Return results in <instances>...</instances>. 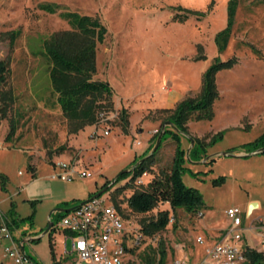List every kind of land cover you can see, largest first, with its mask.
Wrapping results in <instances>:
<instances>
[{
  "label": "rangeland",
  "instance_id": "374dc122",
  "mask_svg": "<svg viewBox=\"0 0 264 264\" xmlns=\"http://www.w3.org/2000/svg\"><path fill=\"white\" fill-rule=\"evenodd\" d=\"M69 11L94 15L105 26L96 45L93 79L110 85L113 102L96 123L77 132L69 131L62 114L44 51V41L53 32L70 28L62 15ZM0 60L8 64L0 84V107L5 106L0 115V211L15 221L13 236L24 240L25 253L37 264L65 259V232L51 227L41 235L49 219L53 225L58 222L60 214L54 209L78 205L106 181L98 196L116 204L126 226L133 222L138 229L158 210L170 211L166 227L142 235L124 264H158L161 251L162 264L185 255L191 259L194 252L201 258L207 234L220 236L230 226L226 209L238 207L244 215L250 199L258 201L250 220L257 218L264 235V152L241 149H250L247 143L264 132V0H0ZM215 63L224 66L215 73L218 95L210 109L192 110L187 131L176 138L166 132L154 150L151 170L140 175L142 182H137L139 176L131 179L128 171L108 186L151 154L153 135L168 114L163 109L197 96L203 73ZM122 109L126 128L121 126ZM166 126L176 130L172 122ZM177 142L184 151L181 179L197 190L202 203L194 212L177 207L173 216L167 202L146 213L131 210L128 196L168 170ZM231 150L247 154H220ZM61 162H74L76 170L91 175L52 177ZM254 232L243 234L247 245L257 249ZM198 235L204 244L196 241ZM2 262L13 264L0 248Z\"/></svg>",
  "mask_w": 264,
  "mask_h": 264
},
{
  "label": "trees",
  "instance_id": "16d2710c",
  "mask_svg": "<svg viewBox=\"0 0 264 264\" xmlns=\"http://www.w3.org/2000/svg\"><path fill=\"white\" fill-rule=\"evenodd\" d=\"M45 7L50 11L55 10L50 5H46ZM62 15L68 20L70 28L53 32L44 41V51L50 61L48 75L52 88L57 93V101L62 114L69 122V131L77 132L87 124L96 123L98 121V114L100 112L105 113L106 110L113 106L110 85L103 80L93 79V74L96 71V45L97 42L103 40L105 26L94 15L79 14L71 11L64 12ZM15 38L16 32L13 31L10 35L11 42ZM223 66L222 63L212 64L203 73L201 89L197 96L179 101L174 108L163 109L164 112H168L163 121L170 120L176 130L174 131L166 126L159 144L165 137L166 132H169L176 138L177 134L187 131L185 123L192 110L210 109L214 98L218 95L214 82L215 73ZM7 70V61L0 60V84L5 81ZM4 107H0L1 117L5 114ZM121 111V126L122 128H126L128 122L126 111L125 109ZM209 115L211 114L209 113ZM160 130L161 127L156 130L153 135L154 139H156ZM194 139L195 141L203 143L201 139L196 137ZM176 140L178 141V139ZM247 145L250 146V149H241L247 152L254 151L262 147V145L264 146V132L253 141L247 143ZM176 148V155L172 159L168 170L154 177L146 188L135 189L128 196V204L131 210L146 213L154 209L159 203L167 202L172 210L173 216V212L177 207H183L188 212H194L202 203L201 195L197 190L186 186L181 179V160L183 159L184 151L180 148L178 142ZM193 148L194 145H192L190 151ZM234 151L231 150L229 152ZM154 154L155 151L143 158L137 165H133L130 170L133 173L131 179L151 170ZM123 174L124 172L118 174L116 179ZM0 180L1 184H3L4 176L1 172ZM107 183L108 181L102 187H105ZM124 187H119L116 191L121 192ZM61 216L62 213L60 214ZM170 219L171 216L168 209L158 210L156 216L148 220H142L140 231L143 236L152 234L164 229ZM6 223L9 229L13 231L15 221H10L6 218ZM137 247L136 245L129 249V252H133ZM161 253L158 264H162L163 262L164 252L161 251ZM243 256V264H264V252L256 248L246 245L243 249ZM28 257L33 264H37L30 256ZM52 264H57L55 258Z\"/></svg>",
  "mask_w": 264,
  "mask_h": 264
},
{
  "label": "built area",
  "instance_id": "2783aa9c",
  "mask_svg": "<svg viewBox=\"0 0 264 264\" xmlns=\"http://www.w3.org/2000/svg\"><path fill=\"white\" fill-rule=\"evenodd\" d=\"M103 113L100 119L103 121ZM100 122V121H99ZM98 122V123H99ZM97 126V125H96ZM108 128L103 130L108 133ZM59 171L52 177L71 180L74 176L86 177L91 173L85 170L78 171L74 162L57 163ZM143 174H147L144 172ZM137 182H142L140 176ZM226 214L230 226L220 234L219 239L208 243L204 247V254L198 259L175 258L173 264H242L244 261L243 249L247 245L244 231L263 228L256 223L257 218L251 219L246 226L243 217L251 218L250 213H242L238 207H229ZM122 212L116 204H110L101 196H93L81 201L72 209L65 211L54 228L65 232L63 252L65 259L55 258L57 264H124V257L141 240L140 227L131 222L125 225ZM198 215H201L199 212ZM0 248L4 256L12 259L13 264H30L29 257L20 247L22 241H16L13 231L6 223L5 215L0 211ZM264 221V218H260ZM258 250L264 252V235L259 232ZM196 241L204 244L202 236L198 235Z\"/></svg>",
  "mask_w": 264,
  "mask_h": 264
},
{
  "label": "water",
  "instance_id": "95a60500",
  "mask_svg": "<svg viewBox=\"0 0 264 264\" xmlns=\"http://www.w3.org/2000/svg\"><path fill=\"white\" fill-rule=\"evenodd\" d=\"M168 124H171V122L169 121V120H167V121H164L162 124H161V130H160V132H159V134H158V136H157V138H156V142H155V144H154V146H153V149H152V152L156 149V147L158 146V144H159V141H160V139H161V137H162V134H163V132H164V129H165V127H166V125H168ZM191 140V146L193 145V143H194V140H193V138H191L190 139ZM188 151H189V149H188ZM187 151V152H188ZM264 151V146H262V147H260V148H258V149H256V150H254V151H251L249 154H253V153H260V152H263ZM151 152V153H152ZM220 154H222V155H234V156H244V155H246V154H241V153H239V154H234V153H232V152H229V151H223V152H221ZM142 160V159H141ZM140 160V161H141ZM139 161V162H140ZM139 162H137L135 165H137ZM131 170V168L129 169V170H123L122 172H128V171H130ZM121 172V173H122ZM117 177V176H116ZM116 177L111 181V183L110 184H108V186H110L111 184H113L114 183V181H115V179H116ZM106 190V188L104 187V188H102L100 191H98L94 196H98L99 194H101L102 192H104ZM93 197V196H92ZM257 206V202L256 201H251L250 203H249V205H248V213H250L251 212V210H252V208L253 207H256ZM73 207H71V208H62V207H59V208H55L56 210H59V211H68V210H70V209H72ZM54 209V210H55ZM52 213V212H51ZM51 213L49 214V215H51ZM52 225H53V222L49 219L48 220V223H47V227H46V229L41 233V235H43L46 231H48L51 227H52ZM37 237H39V236H36V237H29L28 238V240H33V239H36ZM22 242H21V245H20V247H21V249L24 251V247H23V243H24V240H21ZM30 264H33L31 261H30Z\"/></svg>",
  "mask_w": 264,
  "mask_h": 264
},
{
  "label": "crops",
  "instance_id": "0c3cea01",
  "mask_svg": "<svg viewBox=\"0 0 264 264\" xmlns=\"http://www.w3.org/2000/svg\"><path fill=\"white\" fill-rule=\"evenodd\" d=\"M169 108L171 107V106H168ZM254 199H250V200H248V204L251 202V201H253ZM257 202V206H258V201H256ZM245 213H248V210L246 209V211H244ZM249 221V222H248ZM250 219L249 218H246V217H243V224L244 225H248L249 223H250ZM249 230H251V229H249ZM253 231H256V232H254V233H256V236H258L259 235V232L260 231H258V230H253ZM30 237V236H29ZM245 238V237H244ZM207 239L209 240V242L208 243H212V242H214V241H216V240H218L219 239V235L216 233V232H209L208 234H207ZM245 240H246V238H245ZM258 249V248H257ZM197 255H196V253L194 252L191 256H190V258L191 259H197ZM2 264H3V262H2Z\"/></svg>",
  "mask_w": 264,
  "mask_h": 264
},
{
  "label": "flooded vegetation",
  "instance_id": "af4514ba",
  "mask_svg": "<svg viewBox=\"0 0 264 264\" xmlns=\"http://www.w3.org/2000/svg\"><path fill=\"white\" fill-rule=\"evenodd\" d=\"M54 211H56V213H59V214L64 213V211H59V210H56V209Z\"/></svg>",
  "mask_w": 264,
  "mask_h": 264
}]
</instances>
